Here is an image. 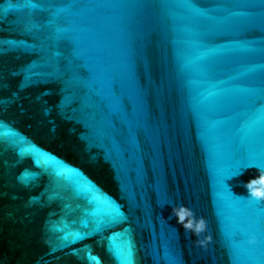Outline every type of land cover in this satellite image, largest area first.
<instances>
[{"label":"water","instance_id":"95a60500","mask_svg":"<svg viewBox=\"0 0 264 264\" xmlns=\"http://www.w3.org/2000/svg\"><path fill=\"white\" fill-rule=\"evenodd\" d=\"M176 3L0 0V264H264V29Z\"/></svg>","mask_w":264,"mask_h":264},{"label":"snow or ice","instance_id":"6c2138e0","mask_svg":"<svg viewBox=\"0 0 264 264\" xmlns=\"http://www.w3.org/2000/svg\"><path fill=\"white\" fill-rule=\"evenodd\" d=\"M140 2H145L146 0H140ZM225 5H234V6H241V7H248L253 9H260L264 8V0H216V6L213 8H201L198 6V0H177V3L174 5L175 7L184 9V14L176 19H181L185 21V26L183 27L182 31L192 37L188 43L194 49H200L204 46L199 43L200 36L207 35L213 32H219L223 30H227L233 25L236 24H243L245 26H252V27H260L264 29V12H253L251 14H245L244 19L241 21H237L235 19L236 13L230 11ZM31 7H37V4H31ZM165 7H169L170 5H164ZM223 12L224 15H217L216 13ZM49 23H51L49 21ZM31 27H37L36 25H31ZM60 34L62 39L70 41L73 45L78 47V42L76 37L70 35L66 30H57ZM214 50L208 49L207 52H212ZM79 54V53H78ZM205 52H194L193 59L188 60V63H196L202 62L205 59ZM178 57L181 60L185 59V55L183 52L178 53ZM211 71L209 66H201L198 68V72L202 75L207 74ZM30 78V77H29ZM72 78L73 81H78L79 77L76 74L75 68L72 70ZM238 91H250L259 94H264V86L257 89H238ZM216 96V93L208 92L206 96H202L205 100H211L213 97ZM3 100H0V106L3 105ZM249 164L259 168L261 171H264V152L258 154H250L246 161H241L237 165V170L243 167L249 166ZM233 174H238L234 172ZM255 200H251L249 198L248 203L253 204Z\"/></svg>","mask_w":264,"mask_h":264}]
</instances>
